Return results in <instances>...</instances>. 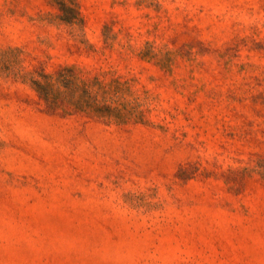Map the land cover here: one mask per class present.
Instances as JSON below:
<instances>
[{"label":"rangeland","instance_id":"374dc122","mask_svg":"<svg viewBox=\"0 0 264 264\" xmlns=\"http://www.w3.org/2000/svg\"><path fill=\"white\" fill-rule=\"evenodd\" d=\"M58 2L0 0V264H264V0Z\"/></svg>","mask_w":264,"mask_h":264},{"label":"trees","instance_id":"16d2710c","mask_svg":"<svg viewBox=\"0 0 264 264\" xmlns=\"http://www.w3.org/2000/svg\"><path fill=\"white\" fill-rule=\"evenodd\" d=\"M59 1L61 11L64 16L60 18L63 23L73 24L75 19H79V14L76 5L73 2V7L68 6L62 0ZM32 85L39 93V96L49 104L53 109L61 107H71L76 111H84L98 117H110L112 114L109 106L101 105L96 98L89 97L87 101L84 97H77V87L70 75L60 74L57 77L49 75H41L39 78L32 77ZM62 89H64L62 91Z\"/></svg>","mask_w":264,"mask_h":264}]
</instances>
